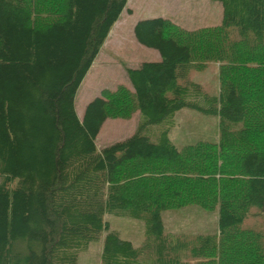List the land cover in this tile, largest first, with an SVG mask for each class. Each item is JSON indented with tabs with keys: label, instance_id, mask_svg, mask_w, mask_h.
<instances>
[{
	"label": "trees",
	"instance_id": "16d2710c",
	"mask_svg": "<svg viewBox=\"0 0 264 264\" xmlns=\"http://www.w3.org/2000/svg\"><path fill=\"white\" fill-rule=\"evenodd\" d=\"M214 1L216 27L138 19L135 39L160 59L126 67L132 89L104 90L79 117L78 89L127 0H0V264H81L79 252L102 234L101 264H264L262 234L243 227L252 207L264 211V0ZM209 60L219 62L218 95L180 83ZM183 108L217 115L218 142L179 149L171 125L151 139L148 125ZM135 111L136 130L98 149L103 122ZM208 163L240 178L204 176ZM157 181L173 206L217 210V234L192 239L193 263L169 256L184 240L165 241ZM131 211L145 220L139 246L104 219Z\"/></svg>",
	"mask_w": 264,
	"mask_h": 264
},
{
	"label": "rangeland",
	"instance_id": "374dc122",
	"mask_svg": "<svg viewBox=\"0 0 264 264\" xmlns=\"http://www.w3.org/2000/svg\"><path fill=\"white\" fill-rule=\"evenodd\" d=\"M130 9L129 11H127ZM162 16L170 19L176 26L186 31H198L201 28L216 27L221 23L222 6L214 0H127L126 8L121 13L119 20L113 25L107 40L101 47L93 64L83 79L75 99L77 114L82 117L85 105L95 96H100L104 90L113 92L121 84L132 89L126 74V67H138L143 61H158L160 59L157 50L146 47L137 42L133 34V26L138 19ZM237 43V41H231ZM242 45L240 42H238ZM219 62L209 60L201 69L191 68L180 83L187 84L191 90L198 89L210 96L218 95ZM199 103L203 99L199 98ZM143 120L139 111H135L130 119L108 118L106 119L95 139L98 149L113 142L123 140L131 135ZM171 125L170 136L179 149L186 144L197 140L218 142L219 118L217 115H205L195 109L183 108L175 113L173 119L162 123L148 125L145 129L151 139L157 140L162 129ZM145 129L143 131H145ZM145 131V132H146ZM219 162V161H218ZM220 163V162H219ZM216 178L231 176L239 179L240 176L230 171L222 173L216 166L207 164ZM226 168L225 170H227ZM175 174L185 180L195 177V173H184L180 169ZM169 176H166L167 182ZM243 177V176H242ZM150 183H155L151 177ZM160 189L159 198H163L164 185L157 181L155 184ZM182 194V189L178 187ZM162 196V197H161ZM179 201H182L178 198ZM166 197L160 202L168 206L161 213L163 221V234L167 244H175L179 239L184 240L179 251L169 249V256H177L181 262L193 263L192 239L197 235L218 232L217 210L201 209L197 203H185L179 207L173 206ZM116 216L106 213L104 219L109 223L110 229L117 231L124 239H128L133 245H141L146 237L145 220L138 213ZM243 227L254 229L263 236L264 244V211L258 207H252L243 221ZM102 234L99 239L91 242L86 250L79 252L78 260L81 264H101ZM180 237V238H175ZM180 245V244H179ZM175 250V251H174ZM168 251H164L168 252Z\"/></svg>",
	"mask_w": 264,
	"mask_h": 264
},
{
	"label": "crops",
	"instance_id": "0c3cea01",
	"mask_svg": "<svg viewBox=\"0 0 264 264\" xmlns=\"http://www.w3.org/2000/svg\"><path fill=\"white\" fill-rule=\"evenodd\" d=\"M107 40V39H106ZM160 56V55H159ZM77 111V110H76ZM84 111V110H83ZM83 113V112H82ZM169 138L171 139V141H172V138H171V136H170V133H169Z\"/></svg>",
	"mask_w": 264,
	"mask_h": 264
}]
</instances>
